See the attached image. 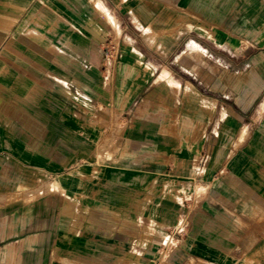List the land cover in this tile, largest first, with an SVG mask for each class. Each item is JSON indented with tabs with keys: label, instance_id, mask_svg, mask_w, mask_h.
Here are the masks:
<instances>
[{
	"label": "crops",
	"instance_id": "obj_1",
	"mask_svg": "<svg viewBox=\"0 0 264 264\" xmlns=\"http://www.w3.org/2000/svg\"><path fill=\"white\" fill-rule=\"evenodd\" d=\"M0 264H264V0H0Z\"/></svg>",
	"mask_w": 264,
	"mask_h": 264
}]
</instances>
